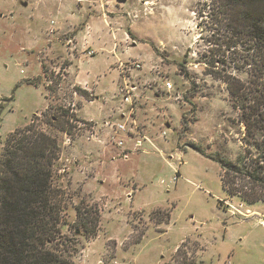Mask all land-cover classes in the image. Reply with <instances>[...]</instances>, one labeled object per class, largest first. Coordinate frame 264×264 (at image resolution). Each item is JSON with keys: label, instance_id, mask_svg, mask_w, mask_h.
<instances>
[{"label": "rangeland", "instance_id": "rangeland-1", "mask_svg": "<svg viewBox=\"0 0 264 264\" xmlns=\"http://www.w3.org/2000/svg\"><path fill=\"white\" fill-rule=\"evenodd\" d=\"M208 2L106 0L108 25L97 0H0V141L32 121L55 137L72 264H264V202L227 195L207 158L235 162L248 147L239 107L258 95L254 48L220 46ZM80 90L91 102L78 113ZM76 208L96 212L92 237Z\"/></svg>", "mask_w": 264, "mask_h": 264}, {"label": "trees", "instance_id": "trees-1", "mask_svg": "<svg viewBox=\"0 0 264 264\" xmlns=\"http://www.w3.org/2000/svg\"><path fill=\"white\" fill-rule=\"evenodd\" d=\"M207 8L214 26L221 31L220 36L225 32L220 46L235 48L237 39L242 37L252 43L253 54L247 64L258 93L255 103L239 107L246 136L243 143L249 148L235 162L207 158L218 163L221 188L227 195L237 196L247 204L264 202V0H209ZM205 61L212 68L220 63L214 56ZM223 81L232 97L248 98L250 88L233 76ZM65 123L67 126L63 124L60 129L70 134L73 126ZM251 148L257 155L250 152ZM58 155L55 137L34 121L9 132L1 142L0 264H72L69 255L72 239L64 233L66 192L53 184ZM94 213L86 216L76 208V230L85 237L96 233L98 216Z\"/></svg>", "mask_w": 264, "mask_h": 264}, {"label": "crops", "instance_id": "crops-1", "mask_svg": "<svg viewBox=\"0 0 264 264\" xmlns=\"http://www.w3.org/2000/svg\"><path fill=\"white\" fill-rule=\"evenodd\" d=\"M97 6L98 7H100L99 8V10H96V11H99V14H101V15H103V19H104V21L108 24L109 23V20H107V18H106V13L108 12L107 10L105 11L104 9H101V8H106L107 6H106V0H97ZM96 5V4H95ZM95 7V6H94ZM88 9H90V5H88ZM98 9V8H97ZM96 11H94V13H96L97 14V12ZM89 14H90V16H94V15H92L90 12H89ZM98 14V15H99ZM90 23L89 22H87V20L85 21V22H83V25H82V27H80L78 30H77V32H76V34L74 35V37H73V39H74V42L76 43V45H78V43H77V34H78V32H80V34H81V32L82 31H84V37L83 38H85V36L87 37L88 36V32H89V29H90V25H89ZM109 25V24H108ZM130 31H131V29H130ZM130 33H132V31L130 32ZM133 34V33H132ZM84 41H85V39H83ZM84 54H86L87 55V53H84ZM78 77H79V75H77ZM76 76V77H77ZM76 83V82H75ZM78 83H80V82H78ZM86 84V85H85ZM87 84H89L88 82H84L83 84H81V85H84V86H82L83 88H85L86 90H89L90 88H89V86H87ZM95 85V84H94ZM95 88H96V86H95ZM79 99H80V101H81V107H80V109L79 108H77V112L79 113L80 111H81V109H83V105L86 103V102H91V101H87V100H85L84 99V97L82 96V95H80L79 94ZM75 106V104L73 103L72 104V109H73V107ZM81 117V119H83V120H85V121H88V122H92L93 121V119H88V118H85V117H83V116H80ZM246 208V211H248V207H245Z\"/></svg>", "mask_w": 264, "mask_h": 264}, {"label": "built area", "instance_id": "built-area-1", "mask_svg": "<svg viewBox=\"0 0 264 264\" xmlns=\"http://www.w3.org/2000/svg\"><path fill=\"white\" fill-rule=\"evenodd\" d=\"M88 54H91V51H89ZM137 66H138V65H137ZM165 86H166L167 89H170V87H171V85H170L169 83H166ZM123 99H124L125 101H128L127 96H124ZM116 127H117L118 130H121V131L124 130V126L121 125V124H116ZM118 145H121V141L118 143ZM139 145H140V142L137 141V142H136V146L139 147Z\"/></svg>", "mask_w": 264, "mask_h": 264}]
</instances>
